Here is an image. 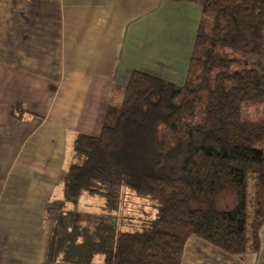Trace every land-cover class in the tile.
I'll return each mask as SVG.
<instances>
[{
    "label": "trees",
    "instance_id": "trees-1",
    "mask_svg": "<svg viewBox=\"0 0 264 264\" xmlns=\"http://www.w3.org/2000/svg\"><path fill=\"white\" fill-rule=\"evenodd\" d=\"M171 1L202 8L185 84L135 71L101 134L78 136L66 178L71 200L101 196L114 211L129 196L159 213L129 224L101 217L98 229L61 215L49 263L182 264L191 236L233 256L261 251L264 0Z\"/></svg>",
    "mask_w": 264,
    "mask_h": 264
},
{
    "label": "crops",
    "instance_id": "crops-1",
    "mask_svg": "<svg viewBox=\"0 0 264 264\" xmlns=\"http://www.w3.org/2000/svg\"><path fill=\"white\" fill-rule=\"evenodd\" d=\"M201 17L171 0H0V264H66L47 261L61 215L116 216L68 198L75 142L101 134L135 71L184 85ZM260 236L241 257L191 236L182 264H264Z\"/></svg>",
    "mask_w": 264,
    "mask_h": 264
},
{
    "label": "rangeland",
    "instance_id": "rangeland-1",
    "mask_svg": "<svg viewBox=\"0 0 264 264\" xmlns=\"http://www.w3.org/2000/svg\"><path fill=\"white\" fill-rule=\"evenodd\" d=\"M120 98H123V91L121 92H117L115 97H114V101L115 102H120ZM256 111V114H255ZM248 113L251 115L252 118H256V116L259 115V112L256 108H248ZM74 148V147H73ZM72 148V149H73ZM73 155V153H72ZM72 162H74V160H72ZM70 164V163H69ZM130 194V193H127ZM234 196V195H233ZM235 198V197H234ZM103 202H107V203H103ZM221 204L225 205L224 210H230L233 207H231V205H233V198L232 195L230 193H227L226 195H224V197L221 199ZM126 203V207L123 206V203H120L117 208H113L116 209L114 211L117 212V216H115L113 218V223L115 224V222H118L121 220V222H123L124 220H127L129 224L133 219H139V217H143L146 216V212L147 214H151V217H156L158 212V209L154 206H152L150 203L143 201L141 198H138L137 200H135V198H131V197H126L125 200ZM144 203V204H143ZM76 206L78 207V209L80 211H87V212H106V213H111V206L108 203V201H106V199H104L101 196H93L90 197L87 194L82 195L80 198L76 199ZM231 207V208H229ZM125 209V211H124ZM101 217H94V216H81V215H77L76 214V225L79 228L82 229H98V228H102L101 227ZM89 220V221H88ZM110 220V218L107 219V222ZM131 220V221H130ZM105 226H107L105 224ZM96 258V257H95ZM98 263H101L103 260L102 256H97ZM101 261V262H100ZM94 263H95V259H94ZM96 264V263H95Z\"/></svg>",
    "mask_w": 264,
    "mask_h": 264
}]
</instances>
